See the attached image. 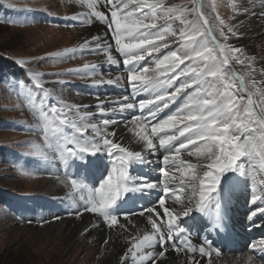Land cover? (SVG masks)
<instances>
[{
	"label": "snow or ice",
	"instance_id": "1",
	"mask_svg": "<svg viewBox=\"0 0 264 264\" xmlns=\"http://www.w3.org/2000/svg\"><path fill=\"white\" fill-rule=\"evenodd\" d=\"M70 2L87 11L73 12L65 27H91L98 21L104 32L81 34V44L50 59L74 58L77 52L102 55L109 69L123 65L119 74L100 71L98 63H85L72 74L93 86H116L124 92L114 99L96 94L95 111H90L93 105L55 98L48 81L41 79L43 73L28 69L29 85L16 73L0 71V83L19 84L36 120L33 127L40 140L29 142L26 155L52 167L57 160L62 162V183L71 201L66 215L80 218L91 213L97 218L94 227L102 220L109 228L119 225L125 231L120 218L131 223V217L140 216L148 222L150 230L126 237L130 246L120 264H158L169 248L185 253V264H217L221 249L208 235L194 244L185 218L195 221L194 214L200 213L210 220L204 230H223L227 203L239 188L247 191L249 203L259 202L249 218L264 213V68H257L242 47L229 42L239 35L242 21L231 23L217 13L213 24L205 0ZM161 49L168 51L153 55ZM146 57H152L154 67L143 63ZM16 63L25 66L30 61ZM165 109L169 111L160 116ZM121 127L133 134L141 151L121 142L117 131ZM145 153L156 156L161 165L157 169L161 176L155 180L133 174L134 165L151 163ZM89 177L92 185L86 182ZM152 196L150 203H141ZM248 247V264H258L257 256L264 264V239Z\"/></svg>",
	"mask_w": 264,
	"mask_h": 264
},
{
	"label": "rangeland",
	"instance_id": "2",
	"mask_svg": "<svg viewBox=\"0 0 264 264\" xmlns=\"http://www.w3.org/2000/svg\"><path fill=\"white\" fill-rule=\"evenodd\" d=\"M233 1L205 0V12L213 24L217 13L231 23L242 21L239 35L233 38L246 39V45L256 50L253 55H247L252 58L261 57L264 42L259 44V37L261 35L264 37V15H262L264 5L259 0H245L244 5H241V0ZM167 2L186 3L187 0H167ZM101 9L104 10L102 6ZM86 11V8L70 0H0V20L18 21L15 24L0 23V71L6 74L16 73L29 85H31V76L27 74L28 69L43 73L41 79L48 81L46 86L53 89L55 98L67 104L89 101L86 85L90 80L75 77L71 70L83 68L85 63H98L101 65L100 71L105 73L103 67L107 64L104 63V57L87 52L81 55L77 52L74 58L50 59L54 54L76 48L82 43V39L77 40V36L80 34L81 38L80 31L84 27L70 28L64 25L72 22L70 17L73 12ZM29 20L35 22H28ZM97 23L104 27L100 22ZM73 31L79 32L77 34ZM229 42L232 43V38ZM159 54L163 55L162 50ZM151 59L152 57H149L146 60L149 62ZM17 61H30V63L18 66ZM152 66L154 67V64ZM120 67L122 69L123 65L121 64ZM236 70L241 74L244 73V69L239 65ZM57 81L64 83L60 84ZM120 89L124 92L123 88ZM249 90L252 91L250 85ZM99 92L102 93V89H99ZM255 99L259 102L260 96H256ZM170 106L175 108V105ZM35 124L36 120L26 103V96L20 94L19 84L14 80L0 83V264H85L86 253H80L77 256L78 260L73 259L74 251L71 247L55 260L50 259L53 253L48 238L51 234L45 226L62 219H76V217L65 214L71 201L65 198L66 194L60 198L59 183L53 167L39 161L37 157L26 155L29 142L40 140L36 135L39 130L33 127ZM185 159L192 160L193 163L197 162L193 157ZM137 165H134V170ZM55 167L59 169L57 173L62 177L64 171L62 162L57 160ZM25 172L32 174H24ZM139 174L142 175L140 172ZM86 182L92 185L91 182ZM161 213L163 214V211ZM83 215L97 219L91 213ZM53 216L62 218L53 220ZM142 221L150 230L148 222L144 218ZM100 222L103 224L102 220ZM35 227L40 229L34 230L38 234L44 231L47 234L36 239L31 235L34 232L31 228ZM18 228L22 230L14 232ZM85 230L79 234V237L86 238ZM56 236L58 235H51L53 239ZM168 258L166 253L163 259ZM86 263L105 264L104 261L97 260L96 263L86 260Z\"/></svg>",
	"mask_w": 264,
	"mask_h": 264
},
{
	"label": "bare ground",
	"instance_id": "3",
	"mask_svg": "<svg viewBox=\"0 0 264 264\" xmlns=\"http://www.w3.org/2000/svg\"><path fill=\"white\" fill-rule=\"evenodd\" d=\"M230 1H233V0H230ZM259 2L263 3L264 5V0H259ZM244 3H245V0H241V5H244ZM73 32H77L78 34L79 31H73ZM97 32H99L100 34H103L104 32V27L100 26L97 22L95 23L94 26H91V27L85 26L84 29L80 31V33L83 34L84 37H87L89 34L95 35L97 34ZM80 39H82V35L80 38V34H79V36H77V40H80ZM259 39H260L259 44H262L264 42V37L261 35ZM232 43L242 47L248 55H253L254 51H256L255 48L246 45V39L239 40V39L232 37ZM262 47H263L262 48L263 51L261 53V57L253 58V62L255 63L257 68H264V46ZM114 54L116 53L114 52ZM103 70H106L105 73H107L110 70L113 73V75L119 74L121 71L120 68H117L115 66H112L111 69H109L108 65L106 67H103ZM114 87L116 86H110V85L93 86L90 81L89 84H87L88 96L90 99H88L89 101H87L86 103H80L78 105L91 103L89 105H93V107H91L89 110L95 111L94 104H95L96 94H99L102 97L107 95L109 99H114L123 93L122 89L117 88V87L115 89ZM99 89H102V93L99 92ZM139 97L141 99L145 98L143 97V95ZM124 115L127 116L128 113H125ZM117 131L120 134V139L123 144L132 148L135 151L142 150V146L135 142V139L132 133L127 132L122 127L118 128ZM180 139H183V137H180ZM182 153H183V150H182ZM145 157H148L147 159L150 160L151 163L148 165L138 164L137 165L138 169L139 171H143L146 175H148L150 179L155 180L157 177L161 176V173L157 171V169L161 165L157 163L156 156H152V155L145 153ZM182 158H188V157H186V155H182ZM72 163L74 164V161H72ZM53 169L56 172L55 177L57 178V181L59 183V195H60V198H62L67 193V189L64 187V184L62 183V177L60 176L61 179H58L59 175L57 173V170L59 169L56 167H53ZM133 174H135L134 171H133ZM151 174H154V176H152ZM87 181L92 183L90 177L87 179ZM154 198H155L154 196L147 197V201L151 202L152 200H154ZM168 203L170 204L171 201H169ZM258 206H259V202H257L256 204L249 203L248 193L245 189L239 188L232 193L231 199L227 203V206L225 209L226 211L225 225L227 228H230L229 233L230 235H232L234 239L239 238L240 240H242V247L239 253H235L233 255H226L223 252L221 257L217 259V264H248L247 257L251 252L248 246L250 245L251 242L256 240L253 237V233L256 232L258 229L260 230L261 228L260 227L261 222L257 224L259 225V227H252L250 222L251 220L262 219L264 217V213L257 212V215L255 217L249 218L250 212L256 210ZM242 208L244 212L241 210ZM195 214L201 215L200 213H195ZM205 218H208V217H205ZM130 220L132 221L131 223L128 220H125L123 218H120L119 220L120 224L126 225L127 231L120 229L119 225H117L116 228H109L107 226H104V224H100L99 227H94L93 224L97 221V219H94V218L92 219L91 217L87 215H83L80 218H76V219L67 218V219L59 220L56 223H51L48 226H45V229L49 231L51 235L55 234L58 236H56V238L53 239V237H51L50 235L48 238V240H50L49 243L52 247V253H53L51 254V258L50 257L48 258L55 260L57 257H59L62 253L66 252L67 250H69V248L71 247L72 248L71 250L74 251V254L72 256L73 259L78 260L77 256L80 253H84V252L86 253L85 254L86 258L84 260L85 264H87L86 260L87 261L89 260L92 263L93 262L96 263V260H97L100 262L104 261L105 264H120V257L124 254V252L130 246L129 240L126 239V237H129L130 235L136 233L138 230H144V231L148 230V227L145 226L142 221L143 217L134 216V217H131ZM185 220H189V219L185 218ZM233 220H237L239 222L238 232H234ZM21 230L18 228L17 230H14V232H20ZM31 230L38 231L40 229L35 227V228H31ZM84 230L87 233V236L85 239L79 237V234L83 232ZM247 230L249 232H247ZM46 234L47 233L45 231L42 234H38L35 231L31 233L32 236L36 237V239H39L38 236H41L40 238H42ZM105 239H108V244L104 243ZM261 239H264V238H261ZM192 242L194 244L197 243L194 240H192ZM167 254L169 258L161 259L158 262V264H185V261H186L185 253L178 254L176 251L169 248ZM256 259L259 264V259L257 257ZM126 264H131V262L128 261L126 262Z\"/></svg>",
	"mask_w": 264,
	"mask_h": 264
}]
</instances>
